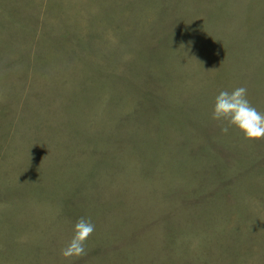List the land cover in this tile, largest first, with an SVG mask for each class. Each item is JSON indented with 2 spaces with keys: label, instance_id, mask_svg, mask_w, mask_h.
Masks as SVG:
<instances>
[{
  "label": "rangeland",
  "instance_id": "rangeland-1",
  "mask_svg": "<svg viewBox=\"0 0 264 264\" xmlns=\"http://www.w3.org/2000/svg\"><path fill=\"white\" fill-rule=\"evenodd\" d=\"M241 86L264 113V0H0V264H264Z\"/></svg>",
  "mask_w": 264,
  "mask_h": 264
},
{
  "label": "clouds",
  "instance_id": "clouds-1",
  "mask_svg": "<svg viewBox=\"0 0 264 264\" xmlns=\"http://www.w3.org/2000/svg\"><path fill=\"white\" fill-rule=\"evenodd\" d=\"M212 119L222 122L220 130L224 134L235 127L248 141L264 139V113L252 106L246 87H237L231 92L220 91L215 97ZM94 231L95 225L81 217L74 225L72 238L61 249V256L71 260L86 255L85 245Z\"/></svg>",
  "mask_w": 264,
  "mask_h": 264
}]
</instances>
